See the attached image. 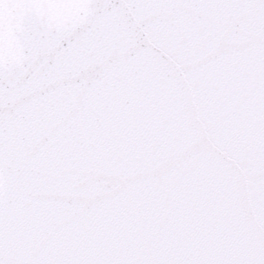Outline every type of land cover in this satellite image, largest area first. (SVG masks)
Masks as SVG:
<instances>
[{"label":"snow or ice","instance_id":"1","mask_svg":"<svg viewBox=\"0 0 264 264\" xmlns=\"http://www.w3.org/2000/svg\"><path fill=\"white\" fill-rule=\"evenodd\" d=\"M0 264H264V0H0Z\"/></svg>","mask_w":264,"mask_h":264}]
</instances>
